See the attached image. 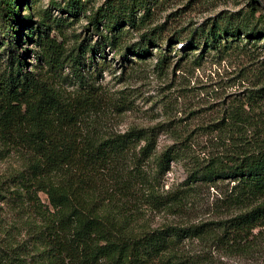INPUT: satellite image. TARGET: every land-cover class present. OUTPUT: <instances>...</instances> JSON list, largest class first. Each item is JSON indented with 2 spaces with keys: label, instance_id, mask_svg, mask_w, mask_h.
<instances>
[{
  "label": "rangeland",
  "instance_id": "374dc122",
  "mask_svg": "<svg viewBox=\"0 0 264 264\" xmlns=\"http://www.w3.org/2000/svg\"><path fill=\"white\" fill-rule=\"evenodd\" d=\"M22 1L18 19L21 23L31 19L18 45L24 59L22 72L47 81L63 98L70 97L78 88L70 59L78 55L86 84L97 88L99 119L109 134L155 130V152L142 157L146 142L135 143L129 156L131 169L138 166L157 196L187 190L179 209L157 208L141 200L134 210L139 225L148 230L207 225L213 237H191L182 244L191 264H264V226L237 239L221 229V223L241 211L264 205V198L245 202L244 209L233 208L228 199L233 183L191 185L188 181L198 167L228 151L225 146L231 145L232 133L223 127L226 111L264 90V25L258 22L264 16V0H77V9L69 13L62 10L70 0ZM101 8L112 12L110 18L116 11L120 21L130 12L133 24H121L114 46L103 43L102 38L111 37L106 18L99 19L103 37L90 25ZM38 24L46 33L41 38L35 31ZM227 24L257 28L259 34L249 38L237 32L233 38L219 40L220 44L207 42L212 27L224 29ZM143 35H148L149 43L140 56L134 48ZM48 36L55 46L52 52L64 54L57 69H50L36 54L51 52L42 46ZM6 43L0 41V82L12 70ZM95 44L98 53H90ZM92 57L96 66L90 63ZM21 121L17 117L15 124ZM23 144L13 130H0V264H46L39 260L45 250L42 228L48 197L38 195L41 209L27 201L20 179L27 175ZM170 147L180 149V158L161 172L159 159Z\"/></svg>",
  "mask_w": 264,
  "mask_h": 264
},
{
  "label": "trees",
  "instance_id": "16d2710c",
  "mask_svg": "<svg viewBox=\"0 0 264 264\" xmlns=\"http://www.w3.org/2000/svg\"><path fill=\"white\" fill-rule=\"evenodd\" d=\"M22 2L0 0V41L7 40L5 48L12 67L9 76L0 82V130L5 133L13 130L21 136L27 150V175L23 173L20 178L27 201L41 209L43 204L38 195L44 193L48 197V207L43 205L47 212L42 228L45 250L39 262L191 264V258L182 252V244L191 237H213L207 225H169L148 230L139 225L138 211H134L143 199L157 208L179 209L187 192L157 196L138 166L131 169L129 156L135 143L146 142L140 151L142 157L149 158L155 152V130L133 129L125 134H109L99 119L102 108L97 88L86 84L78 55L70 59L78 81V88L70 97L63 98L47 81L23 73L24 59L18 45L22 29L31 27V19L25 23L18 19ZM77 4V0H70L62 11L69 13L77 9ZM108 8L99 9L90 25L102 36L99 19L106 18L111 37L102 38L103 43L114 46L118 39L115 32L121 24L125 21L133 24V21L129 11L122 21L116 11L110 18L108 14L112 12ZM260 21L264 25V16ZM42 26L38 24L34 28L40 38L46 35L40 30ZM237 32L249 38L259 34L257 28L247 25L232 28L227 24L224 29L212 27L207 42L214 46L220 44L219 40L235 37ZM147 36L143 35L142 42L135 44L140 56L147 50ZM193 41L194 37H190L189 42ZM43 42L42 46L51 52L36 54L50 69H57L63 61V52H52L55 46L49 36ZM98 48L95 44L90 53H98ZM90 63L96 66L93 57ZM226 112L223 127L232 133L228 138L231 145L225 146L228 151L198 167L188 181L191 185L233 183L228 199L233 208L244 209L245 202L264 198V90H258L248 102ZM17 117H22L20 124H15ZM180 155V149L170 147L159 159L160 171H166L170 162ZM221 224L225 234L237 239L255 227L264 226V205L241 211Z\"/></svg>",
  "mask_w": 264,
  "mask_h": 264
}]
</instances>
